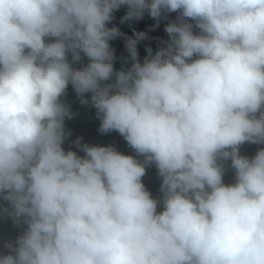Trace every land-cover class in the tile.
I'll return each mask as SVG.
<instances>
[{
  "label": "clouds",
  "instance_id": "clouds-1",
  "mask_svg": "<svg viewBox=\"0 0 264 264\" xmlns=\"http://www.w3.org/2000/svg\"><path fill=\"white\" fill-rule=\"evenodd\" d=\"M121 7L176 16L117 69ZM69 86L134 155L65 148ZM0 218V264H264V0H0Z\"/></svg>",
  "mask_w": 264,
  "mask_h": 264
},
{
  "label": "trees",
  "instance_id": "trees-1",
  "mask_svg": "<svg viewBox=\"0 0 264 264\" xmlns=\"http://www.w3.org/2000/svg\"><path fill=\"white\" fill-rule=\"evenodd\" d=\"M126 13V8L121 7L114 13V19L109 23V27L115 26L123 34L115 39L111 40L110 46L115 50V56L117 59L114 62L115 68L119 69L123 63L122 57L127 56L125 49V37H133L134 32H145L147 33V39L139 41L137 43V50L139 59L142 61L146 55L145 48L151 47L153 51L159 45L160 40H166L167 35L164 31L165 25L170 21L174 20L176 14H168L167 19H161L157 25V21L149 17L147 14L140 20H130L121 22V17ZM134 38V37H133ZM66 102L71 106L72 111L75 113L74 118L66 121V128L71 132L68 140L65 142V148H72L76 150L71 141L76 137H81L82 142L92 145H112L118 151L127 154L134 155L132 149H130L124 139L115 131L101 134L98 132L99 120L96 118L95 109L88 106H82L79 104L75 93L69 86L67 96L65 97ZM257 145L245 144L241 146L242 154L251 156L255 153ZM82 155V153H79ZM231 180V173L225 175V182ZM142 182L146 188L150 191L153 197H158L160 178L156 174L154 167L146 169V175L142 178ZM20 231L19 228L15 227L10 220L0 218V251H3V244L5 241L14 239Z\"/></svg>",
  "mask_w": 264,
  "mask_h": 264
}]
</instances>
